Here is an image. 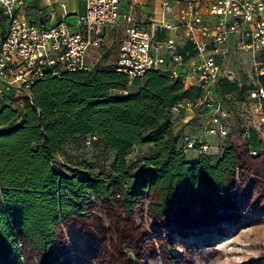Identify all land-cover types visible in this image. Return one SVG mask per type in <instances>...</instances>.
<instances>
[{
    "label": "trees",
    "instance_id": "1",
    "mask_svg": "<svg viewBox=\"0 0 264 264\" xmlns=\"http://www.w3.org/2000/svg\"><path fill=\"white\" fill-rule=\"evenodd\" d=\"M36 21L44 22L43 17ZM215 90L244 98L227 79ZM28 94L21 111L0 109V264H20L18 249L55 264L66 246L64 225L91 222L101 208L133 215L146 202L151 217L170 230L213 226L236 205L237 187L244 177H253V163L264 159V137L251 131L214 162L207 154L187 161L177 147L169 110L178 101L201 98L203 91L184 88L157 69L129 84L114 66L95 65L60 78L46 75ZM252 134L257 147L250 143ZM77 136L95 137L114 153L107 169L87 161L68 166L59 159ZM136 145L148 146L149 155L129 161ZM249 148L262 152L251 157Z\"/></svg>",
    "mask_w": 264,
    "mask_h": 264
},
{
    "label": "built area",
    "instance_id": "2",
    "mask_svg": "<svg viewBox=\"0 0 264 264\" xmlns=\"http://www.w3.org/2000/svg\"><path fill=\"white\" fill-rule=\"evenodd\" d=\"M81 1L83 12H69L66 0H0V109L18 94H28L30 86L46 75L60 78L65 72L88 71L100 65L97 55L106 41L120 32L113 66L128 78L129 84L134 78L144 77L148 70L157 69L184 88L203 91L199 99H184L170 107L173 129L190 123L192 117L181 116L184 110L201 108L204 111L198 112V117L206 114L194 135L173 130L177 147L184 152L220 156L230 143L246 141L251 131L264 137V87L247 90L244 100L253 101L251 108L247 102H240L244 108L231 111L221 101L211 100L218 82L229 80L222 75L221 62L229 44L264 57V0H184L176 10L167 2L162 4L163 14L174 16L175 26L183 28L192 44L195 56L191 58L177 51L173 37L156 39L155 21L146 11L148 0ZM45 16L49 22L36 21V17ZM162 27L168 30L171 24ZM259 66L257 74L264 77V63ZM232 119L238 123V140L231 137ZM207 136H215L217 142L208 143ZM87 139L89 144L92 138ZM261 152V148L248 151L251 157Z\"/></svg>",
    "mask_w": 264,
    "mask_h": 264
},
{
    "label": "rangeland",
    "instance_id": "3",
    "mask_svg": "<svg viewBox=\"0 0 264 264\" xmlns=\"http://www.w3.org/2000/svg\"><path fill=\"white\" fill-rule=\"evenodd\" d=\"M202 1L204 0H199L200 3ZM150 2L160 5L165 2L169 5H183L184 0H150ZM52 8L55 9V6L53 5ZM78 10L83 12L82 2H79ZM46 12L44 8L43 13ZM46 17L43 20L49 22ZM72 17L69 15L68 18ZM121 36L119 32L106 41L97 55V62L100 65L113 66ZM221 62L222 75L228 77L243 91V100L247 90L264 87V77L257 74L259 63H264L261 53L239 51L229 44L225 58ZM128 89L133 88L129 85ZM28 96L29 94L22 92L8 106L21 111L24 99ZM211 100L221 101L231 111L244 108V105L239 103L247 102L240 101L236 92L221 96L216 90ZM246 104L248 108L253 107V101H248ZM200 109H189V112L194 114L190 123L179 124L175 127V132L196 134L200 127L199 120L206 117L205 112L200 117L195 115L204 111ZM186 116L185 114L184 117ZM235 120L232 119L230 122L231 137L238 140V123ZM87 140L77 136L69 141L63 149L65 155H60L59 159L64 160L68 166H78L76 164L79 161H87L97 170L107 169L114 159V153L104 149L96 139H91L89 144L86 143ZM258 142L256 134H252L251 145L257 147ZM143 155H149L148 146L136 145L127 159L133 161L134 158ZM190 156L191 153L186 154L188 159ZM210 156L212 162L218 157L215 153ZM251 170L253 177H244L242 184L237 187L236 205H233L232 211L218 224L200 225L197 229H188V232H176L160 226L151 217L146 202L136 206L133 215L122 212L109 213L108 210L101 208L96 211V219L91 222L75 221L64 225L63 239L66 246L54 262L55 264H264V179H261L264 178V159L254 162ZM16 254L20 258V264H48L47 260L32 254L28 249L21 251L18 249Z\"/></svg>",
    "mask_w": 264,
    "mask_h": 264
},
{
    "label": "crops",
    "instance_id": "4",
    "mask_svg": "<svg viewBox=\"0 0 264 264\" xmlns=\"http://www.w3.org/2000/svg\"><path fill=\"white\" fill-rule=\"evenodd\" d=\"M79 2H82V1L81 0H71V1L66 0L68 11L69 12H79V10H78ZM172 6H173V9L176 10L177 7L180 5L172 4ZM146 11L152 14L153 19L155 21L156 39L160 40V39H163L165 37H173L176 41L177 51L179 53L184 55L185 58H191V57L195 56V50H194L192 44L188 41L185 31L183 30V28H181L179 26H175V25H177V22L175 21L174 16L172 14H163L161 5L160 4H154L153 2L151 3L150 0H148V6L146 8ZM166 23L171 24V28L168 30H165L162 27V25L166 24ZM148 28H150V27L148 26ZM182 112H181L182 113L181 116L184 117V115L186 114L187 118L184 117L186 119L194 116L193 113L189 112V109L184 110ZM195 115H198V113ZM205 141H207L210 144H215L217 142V138L215 136H207L205 138ZM142 146H144V145H142ZM187 153H191L190 159H188L186 157ZM198 153L199 152H197L195 150H188V151L184 152L186 160L190 161V162H193L194 160H196L200 156Z\"/></svg>",
    "mask_w": 264,
    "mask_h": 264
}]
</instances>
